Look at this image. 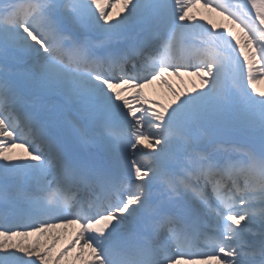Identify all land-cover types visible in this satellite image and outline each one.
I'll use <instances>...</instances> for the list:
<instances>
[{
  "label": "snow or ice",
  "instance_id": "1",
  "mask_svg": "<svg viewBox=\"0 0 264 264\" xmlns=\"http://www.w3.org/2000/svg\"><path fill=\"white\" fill-rule=\"evenodd\" d=\"M261 83L264 0H0V264H264Z\"/></svg>",
  "mask_w": 264,
  "mask_h": 264
},
{
  "label": "rangeland",
  "instance_id": "2",
  "mask_svg": "<svg viewBox=\"0 0 264 264\" xmlns=\"http://www.w3.org/2000/svg\"><path fill=\"white\" fill-rule=\"evenodd\" d=\"M206 14H207V16L214 17V14L213 13L212 14L206 13ZM211 19L214 22H217L213 18H211ZM194 81H196L197 84L199 85V81L198 80H196L194 78H190V79H188V81L187 80L185 81V85H183V86L189 87L186 83H193ZM257 87L258 88H264V83H261V84L257 85ZM157 93H158V95H157ZM164 93H165L164 90L163 91L161 90V86L160 85L158 86V84H157V85L154 86L153 90L150 91V94L149 95H150V97H153V98H154V96H156L157 99H159L160 97L162 98L165 95Z\"/></svg>",
  "mask_w": 264,
  "mask_h": 264
},
{
  "label": "bare ground",
  "instance_id": "3",
  "mask_svg": "<svg viewBox=\"0 0 264 264\" xmlns=\"http://www.w3.org/2000/svg\"><path fill=\"white\" fill-rule=\"evenodd\" d=\"M172 80L175 82L174 84L178 85V82H179V81H177L176 78L173 77ZM154 85H155V84H154ZM153 88H154V86H152V87H150V88H146V89H145V93H146V94H149L150 91L153 90ZM263 89H264V88H263Z\"/></svg>",
  "mask_w": 264,
  "mask_h": 264
}]
</instances>
